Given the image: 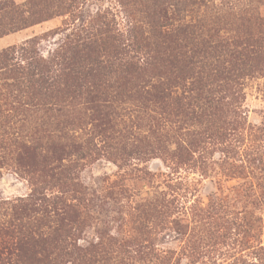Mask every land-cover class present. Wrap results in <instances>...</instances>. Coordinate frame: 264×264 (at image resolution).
<instances>
[{"label": "rangeland", "instance_id": "374dc122", "mask_svg": "<svg viewBox=\"0 0 264 264\" xmlns=\"http://www.w3.org/2000/svg\"><path fill=\"white\" fill-rule=\"evenodd\" d=\"M0 1L25 10V17L44 18L12 31L16 24L1 20L0 34L8 33L0 36V50L39 36L37 50L47 56L64 34L103 10L122 33L131 22L157 23L164 10L171 18L158 23L264 38V0ZM27 2L35 15L27 12ZM242 76L239 102L216 110L201 125L189 115L148 121V105L121 103L118 133L128 130L130 139L112 141L116 148L109 150L87 143L82 157H72L74 184L16 161L9 140L0 141V222L23 216L22 205L33 197L63 198L71 203L62 216L70 224L63 238L76 253L59 264H264V62ZM65 115L67 143L93 137L86 112ZM146 121L160 124L159 131L148 133ZM12 125L13 132L31 135L28 122Z\"/></svg>", "mask_w": 264, "mask_h": 264}, {"label": "trees", "instance_id": "16d2710c", "mask_svg": "<svg viewBox=\"0 0 264 264\" xmlns=\"http://www.w3.org/2000/svg\"><path fill=\"white\" fill-rule=\"evenodd\" d=\"M27 6L29 15H35L28 2ZM110 16L109 10L97 11L86 24L64 34L47 56L37 50L39 36L0 50V141L9 140L16 161L66 184H74L72 157H82L87 143L97 147L98 142L109 150L116 148L112 141L130 139L128 130L118 133L121 103L126 108L148 105V121L157 115H189L201 125L216 110L234 107L240 100L242 75L264 62L261 36L239 39L215 26L158 23L171 18L164 10L158 12L157 23L131 22L122 33ZM3 19L16 24L12 31L44 18L25 17V10L0 1ZM68 110L86 112L93 137L66 142ZM148 121L146 131L158 132L160 124ZM21 122L32 126L27 138L13 132L12 124ZM131 137L149 143L146 136ZM33 199L22 205L23 216L0 222V264H59L64 256L75 255L73 245L63 238L70 224L62 216L71 203L63 198ZM23 218L31 225L22 224Z\"/></svg>", "mask_w": 264, "mask_h": 264}]
</instances>
